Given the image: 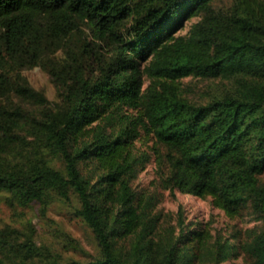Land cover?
<instances>
[{
	"label": "trees",
	"instance_id": "obj_1",
	"mask_svg": "<svg viewBox=\"0 0 264 264\" xmlns=\"http://www.w3.org/2000/svg\"><path fill=\"white\" fill-rule=\"evenodd\" d=\"M165 191L252 223L185 224L180 206L169 223ZM55 201L96 252L4 223L0 264H264V0H0V202L43 218Z\"/></svg>",
	"mask_w": 264,
	"mask_h": 264
},
{
	"label": "rangeland",
	"instance_id": "obj_2",
	"mask_svg": "<svg viewBox=\"0 0 264 264\" xmlns=\"http://www.w3.org/2000/svg\"><path fill=\"white\" fill-rule=\"evenodd\" d=\"M195 18H191L185 22L183 28L178 33H184L191 22ZM21 73L26 77L28 83L34 88L41 89L46 94L49 100H53L54 90L53 86L47 76V74L38 66L25 67L21 70ZM187 79V78H186ZM198 86H202V82L207 87L212 86L218 82V79H203L201 81L195 80ZM154 163L147 165L146 169L141 173L139 181L143 184H147L154 178ZM181 207L182 220L186 223L195 220H202L209 222L212 227H223L229 229L231 225L237 224L239 226L250 225L245 215L238 216L236 218L227 217L222 210L213 207L208 197H195L189 193H181L176 191L174 195H171L168 191H165L162 197V201L159 204V208L166 213V219L169 223H173L176 217V211L178 207ZM42 218L41 212L38 210L37 205L29 208H9L2 202H0V225L8 223L25 229L29 227L28 221L36 229L37 241H46L51 244V247L64 258L73 257L80 260L88 259L97 250L95 240L93 238L91 230L77 217L70 214L68 208L57 201L53 202L46 210ZM47 219V220H46ZM57 225L63 230L68 232L74 237L77 243L72 241L67 242L61 240L59 243L58 238L53 236L51 226ZM228 230H226V233ZM62 243V244H61ZM208 264V263H206ZM220 264H244L241 258L224 261Z\"/></svg>",
	"mask_w": 264,
	"mask_h": 264
}]
</instances>
